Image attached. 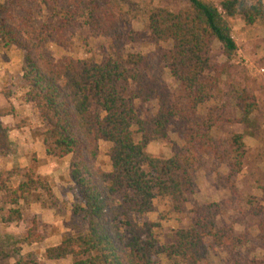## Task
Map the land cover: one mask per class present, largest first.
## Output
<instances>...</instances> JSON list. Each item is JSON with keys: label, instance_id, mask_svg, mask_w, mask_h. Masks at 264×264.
<instances>
[{"label": "trees", "instance_id": "16d2710c", "mask_svg": "<svg viewBox=\"0 0 264 264\" xmlns=\"http://www.w3.org/2000/svg\"><path fill=\"white\" fill-rule=\"evenodd\" d=\"M27 4L40 6L53 22L42 24L39 30L31 14L25 13ZM237 16L248 27L264 22V0L251 4L222 0L219 6L185 0L178 12L159 8L150 13L145 29L151 42L169 47L163 60L177 85L174 93L152 72L148 57L121 54L125 45L120 34L122 15L114 0H9L0 5V44L23 54V101L34 108L43 126L46 157H71L68 180L76 200L72 218H79L86 228L85 233L66 235L58 245L47 248V262L156 264V258L163 256L171 264H209V250L232 253L239 247L240 237L232 228L217 226L215 204L195 205L193 227L176 231L166 244L155 238L157 224L137 219L154 212L157 198L169 199L175 213H184L194 193L193 172L202 157L213 156L226 165L228 177L242 172L243 134L233 135L229 149L223 150L224 142L211 136L214 112L207 109L205 118L198 116L226 73V64L214 66L210 61L213 45H219L227 62L238 51L229 23ZM78 24L111 40L109 52L89 61L45 59L42 50L49 43L70 47L71 30ZM151 102L156 103L155 111H139ZM241 104L238 122L248 125L256 100L243 93ZM5 116L0 110V157L13 151L11 130L2 121ZM173 128L182 146L172 144L169 159L149 155L148 146L167 141ZM101 143L111 145L107 153L110 171L98 164ZM1 185L4 224L25 223L21 203L30 205L39 186L50 191L31 170L16 187L8 181ZM29 222L25 243H42L40 221L33 217ZM14 264L41 263L30 253ZM232 264H264V259L242 262L233 256Z\"/></svg>", "mask_w": 264, "mask_h": 264}, {"label": "rangeland", "instance_id": "374dc122", "mask_svg": "<svg viewBox=\"0 0 264 264\" xmlns=\"http://www.w3.org/2000/svg\"><path fill=\"white\" fill-rule=\"evenodd\" d=\"M201 1L219 6L222 0ZM246 1L251 4L256 0ZM8 2L9 0H0V5H6ZM114 3L122 15L120 34L125 45L121 54L132 53L148 57L152 72L158 74L162 82L175 93L177 85L171 79L163 60V55L169 47L151 42L145 27L151 12L159 8L178 12L185 7V0H114ZM27 12L31 14L30 17H33L39 30L42 24L53 22L50 15L44 13L37 4H27L25 13ZM229 23L238 51L233 59L227 62L219 45H213L210 61L214 66L226 64V73L212 99L204 105V109L198 111V116L200 119L205 118L207 109L214 112L216 125L211 136L224 142L223 150L229 149L227 143L233 135L243 134L246 154L242 172L238 176L228 177L229 170L226 165L221 164L213 156L202 157L193 172L194 193L188 198L184 213H175L169 199L157 198L154 202V212L137 218L139 222L157 224L155 238L166 244L172 241L176 231L193 227L191 209L195 205H217V226L232 228L240 237L241 244L232 253L220 248L215 251L209 250L207 258L209 264H232L233 256L242 262L264 259V22L259 21L248 27L243 18L237 16L229 20ZM71 34L73 37L69 48L61 49L49 43L43 47V57L54 63H60L67 58L89 61L94 56L103 57L109 52L111 40L98 36L82 24L74 27ZM18 53L13 58L22 62L23 54L21 51ZM18 89L21 93V84L17 86L16 90ZM8 92L12 94L13 91ZM243 93L253 96L257 104L248 125L238 122L242 118ZM142 109L155 111L156 103L140 106L139 111ZM20 119L21 116L18 115L16 124H19ZM32 121L37 123L38 130L39 126L40 130H43L36 115ZM172 144L182 146L175 128L170 132L167 141L150 144L147 153L154 157L169 159L172 156ZM110 147L111 145L107 143L100 144L98 164L105 171L111 170L107 157ZM12 150L8 156L0 157V264H14L30 253L41 264L70 263V260L59 263L47 262L44 259V252L47 248L58 245L64 236L80 235L86 231L79 218H72L71 207L76 200L73 185L68 180L71 157L63 160L46 159V156L44 158L41 139L38 138L30 141L14 138ZM42 167H46L47 171ZM40 169L45 173L39 174ZM27 170L42 178L43 184H47L50 191L39 186V189L32 193L30 205L21 203L25 223L4 224L2 181H8L10 186L16 187L23 180V174ZM33 217L40 221V233L44 236V241L29 245L25 243L24 237L30 227L29 221ZM156 264L171 263L160 256L156 258Z\"/></svg>", "mask_w": 264, "mask_h": 264}, {"label": "crops", "instance_id": "0c3cea01", "mask_svg": "<svg viewBox=\"0 0 264 264\" xmlns=\"http://www.w3.org/2000/svg\"><path fill=\"white\" fill-rule=\"evenodd\" d=\"M18 52V50L4 49L0 44V110H7V116H5L2 121L5 125H15L14 128L8 126L11 130L10 136L12 140L14 138H19L30 141L38 138L41 139L42 145L43 130H40L41 126H39L38 130L36 126L37 123L32 121V118L36 115L35 110L31 105L23 101L24 89H21V93L19 89L18 91L16 90L17 86L21 84V60L13 58V56L17 55ZM9 90L13 91L12 94H9ZM6 94L9 96V101L6 99ZM18 115L21 116V119L19 120V124H16ZM43 156L44 158L46 156L44 148ZM46 159H48V157ZM42 169L47 171L46 167H42ZM43 173L45 172L40 169L39 174Z\"/></svg>", "mask_w": 264, "mask_h": 264}]
</instances>
